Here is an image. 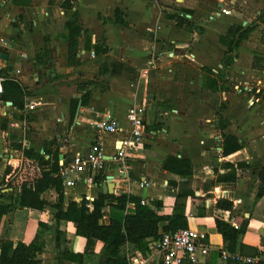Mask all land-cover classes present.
I'll return each mask as SVG.
<instances>
[{
    "label": "crops",
    "instance_id": "crops-1",
    "mask_svg": "<svg viewBox=\"0 0 264 264\" xmlns=\"http://www.w3.org/2000/svg\"><path fill=\"white\" fill-rule=\"evenodd\" d=\"M230 1L233 0H71L73 5L70 9L76 13L75 21L82 31L73 52L74 59L70 62L68 54L64 60L55 52V46L60 42L56 29L59 24L65 31L61 41L66 45L67 53L65 25L74 18L65 19L68 9L61 4L55 6L54 11L49 0H41L38 4L33 2L31 10L35 14L30 21L34 32L50 35V46L45 48L49 50V60L44 65H36L35 61V56L43 52L44 46L39 45L34 50L27 41L19 42L17 38L21 35L22 24H13L16 19L10 18V13H5L0 18V53H6L8 60L0 58V78L2 86L6 81L19 85L23 107L17 108L12 104L11 108L0 114V181L9 160L19 163L25 160L24 147L43 155L44 159L56 155L59 170L69 165L76 152H87L98 139L105 153L113 154L114 140L127 135L129 129L125 119L128 108L142 107L146 134L142 148L132 159L133 166L128 178L121 179L112 164H108L106 170L100 173L85 167L70 174L75 179L71 188L62 185L64 202H79L87 196L94 199L103 192L104 183H112V192H128L144 199L146 204L151 200H160L162 206L158 213L169 215L175 201L173 183L181 181V177L163 170L161 165L168 155L187 158L193 166L191 187L201 206L200 211L204 209L205 215H191L189 199L185 215L188 226L205 233L209 245L208 254L199 264H224L220 259L223 241L216 231L215 219L231 222L235 217L248 219L239 242L256 249L264 260V196H255L258 183L256 167L264 155L256 151L260 143H249L241 150L223 156L222 131L215 123V108L219 102L208 93L205 98H198L192 103L191 107L197 109L192 111V116L182 110L180 77L186 76L192 69L200 82L199 88L220 91L223 100H226L228 93L227 71L234 69V72L241 74V85H248L247 81L253 80L255 84L249 86L251 89L257 86L259 90L264 83V68L255 65V56L245 49L242 53L235 52L237 57L227 68L219 63L217 66L221 69L212 66L216 60L221 59L223 63L227 57V48L220 43V37L225 35L231 24H239L235 15L223 12ZM6 5L2 0L0 8ZM258 5H264V0H258ZM117 9L121 12L124 25L115 19ZM256 15L254 24L248 25L251 19L247 15L246 22L240 24L253 28L251 32L261 24L262 36L264 9H257ZM54 17L58 18V23L53 22ZM86 41L90 44L89 49L84 47ZM95 44L101 45L105 52L95 54ZM245 55L250 65L238 63V59ZM60 61L64 64H60ZM221 73L223 84L218 78ZM176 75L180 79L174 81ZM209 77L218 81L217 88L208 86ZM165 79L175 84L176 96L172 94V97L177 105L163 97L170 95L168 89L159 86ZM29 105H33V109ZM105 113L114 118L121 132L102 136L97 134L90 122ZM237 121L244 127L243 117ZM241 135L247 137L245 131H241ZM242 154L245 156L242 157ZM251 160L255 161L251 169L245 166L236 168L235 181H217L218 177L229 171L222 166L224 162L251 164ZM108 177L116 180L119 177L120 183L117 185ZM140 181L145 182L144 187H139ZM21 184L22 179L18 181L15 193ZM10 190L9 187L2 191ZM42 197L52 205L57 194L50 188L43 192ZM219 199L232 201V211L217 208ZM127 207H133V204H127ZM102 211V223L124 216V210L112 204H107ZM54 214L52 206H47L45 213L11 206L0 221V240H10L14 244L19 241L29 243L36 235L38 222L42 221L49 228L45 249L39 254L43 264H98L102 242H96L93 253L85 254V238L75 234L71 222L62 220L56 223ZM56 227L61 233L60 249L80 254V261L56 258ZM127 247L132 252L138 251L131 244H127ZM152 256L156 261L162 260L156 251ZM182 264L188 263L184 261Z\"/></svg>",
    "mask_w": 264,
    "mask_h": 264
},
{
    "label": "trees",
    "instance_id": "trees-1",
    "mask_svg": "<svg viewBox=\"0 0 264 264\" xmlns=\"http://www.w3.org/2000/svg\"><path fill=\"white\" fill-rule=\"evenodd\" d=\"M115 19L124 25V21L121 19V12L118 9L115 11ZM65 27L69 55L67 58L68 61H73V52L76 51L78 38L81 35L82 29L77 24V21H75V18L67 22ZM251 30L252 28H249V26L246 27L233 23L228 27L225 35L220 37V43L227 48V57L222 63L223 68H227L233 64L237 57L235 52L238 50L240 43L250 34ZM262 40L264 41V30ZM84 47L85 49H89L90 44L86 41ZM93 49L95 54L105 52L101 45L98 44L93 45ZM47 54H49L48 49H43V52L37 54L35 56L36 65L46 64L49 60ZM1 72L0 70V75ZM218 78L222 82L223 73ZM207 83L208 86L217 88L218 81L215 78L209 77ZM1 98L11 101L13 106L17 108L23 107L21 88L14 81H6L3 84ZM221 136V152L223 156L233 154L244 147L235 134L222 131ZM22 152L25 160L21 163L17 160H9L3 178L0 181V199L8 201L4 202L0 200V221L11 206L30 208L38 210L41 213L46 212L47 206H52L55 209L54 218L56 223L62 220L71 222L74 226L75 234L85 238V254L93 253L96 242H102L103 245L98 264H128L125 251L127 244H131L134 249L138 250L142 255L147 256L150 253L149 244L152 240L159 239L164 232H173L179 228L188 227L185 215L188 199L190 200L189 210L191 215H205L204 209L200 211L201 206L197 203V197L191 187L193 166L187 158L168 155L162 162L161 168L163 170L181 177V181L173 183L175 201L172 212L169 215H163L158 213L159 208L162 206L160 200H151L148 204H142L141 198L127 193L101 192L92 200L91 208L88 206L85 197L79 202H64L57 156L54 155L51 159H44L43 155L25 147L22 148ZM51 160L55 162L52 163ZM222 166L228 168L229 171L225 175L218 177L217 181L233 182L237 178L236 168L248 167V164L239 162L234 165L224 162ZM256 169L258 183L255 196L260 198L264 196V155L260 157ZM20 179H22V184L19 186V191L15 193V188ZM9 187L11 188L10 191H2L4 188ZM50 188L54 189L57 194L56 201L52 205H49L46 199L42 197L43 192ZM130 203L133 204V207H127V204ZM107 204H112L116 208L124 210L122 219L110 218L107 223H102V210ZM216 207L232 211L233 202L228 199H219ZM233 221L238 224L237 228L231 222L215 219V228L221 235L223 248L229 253L237 252L241 255L260 257L256 249L247 247L239 242L247 228L248 219L235 217ZM48 230V224L39 221L36 235L29 243L19 241L14 244L10 240H0V264H43L39 258V254L45 249L46 233ZM55 234L56 258L58 260L80 261V254H73L65 249H60L59 239L61 233L57 227ZM225 264L238 263L229 258ZM258 264H264L262 257H260Z\"/></svg>",
    "mask_w": 264,
    "mask_h": 264
},
{
    "label": "rangeland",
    "instance_id": "rangeland-1",
    "mask_svg": "<svg viewBox=\"0 0 264 264\" xmlns=\"http://www.w3.org/2000/svg\"><path fill=\"white\" fill-rule=\"evenodd\" d=\"M2 0H0L1 3ZM71 0H49V4L51 5L52 9L55 11L57 5L61 4L63 8H67L68 10L65 11L66 18L74 17L76 18V13H73L71 11L70 7L73 5ZM4 2L7 4L5 7L0 8V13L2 18L5 13H10V18L14 17L16 20L13 24L18 25L22 24L23 29L20 30L19 42H25L27 41L28 44H30L31 47H34L36 50L40 47H43L42 49L47 48L49 45V34L44 35H38L36 32H34L33 25L31 23V19L34 18L33 15L35 14L34 11L31 10V3L35 2L38 4V2L41 3V0H4ZM256 3V4H254ZM12 5V6H11ZM226 8L228 9L229 13L232 15H235L237 17L236 23H242L243 21L246 22V15L247 17H250V22H248V25L254 24V21H256V10L264 9V5H258V0H247L243 2V0H233L228 2L226 5ZM226 9V10H227ZM234 10V11H233ZM247 12H245V11ZM48 17V15L46 16ZM63 18V17H62ZM77 19V18H76ZM45 22V18L43 19ZM58 18L54 17V23H58ZM59 26V27H58ZM261 24H258V28H255L256 31H250V34L247 36L246 40H243L241 42V46L238 48L237 53H242L243 49L248 50L252 56H255L254 63L258 66L264 68V41L262 40L261 36ZM250 28V26H249ZM253 29V28H252ZM64 29L61 28V25L57 24L56 34L57 37H59V45L55 46V52L57 53V56L63 58L65 60V55L68 54V50L66 53V45L61 41ZM263 33V32H262ZM245 47V48H244ZM18 47L14 49L16 52ZM41 49V51H42ZM33 50V51H34ZM32 51V52H33ZM41 53V52H40ZM71 61V60H70ZM68 61V62H70ZM60 64H64V62L60 61ZM222 64L221 59L216 60L215 63L212 64L213 68L215 69H221L218 68L217 64ZM238 63L241 65H250L248 56L245 55L243 57H240L238 59ZM210 67V66H206ZM192 71V72H191ZM226 79H227V98L226 100L222 99V93L220 91L216 92L215 90L206 91L202 88H199V80L197 79L196 74H194V70H189V72L184 77H180L182 80L181 88L183 92V104H182V110L188 115L192 116V111L197 110L193 109L191 107L192 103L196 99H202L205 98L206 95L209 93L211 94L214 99L219 102L215 108V114H216V126H218L221 130L225 133H232L235 134L238 138L241 139V142L243 145L247 146L249 143L252 144H258L260 143L259 150H256L258 154L264 153V83L259 86L260 89L258 90V87H253L251 91H245L241 85V74H237L233 71H227L225 72ZM178 75H176L175 80L180 79ZM254 79V78H253ZM193 80L194 83H190ZM162 84H159L162 89L166 88L168 89V92L170 95L163 96L167 101L172 102L173 105H177L176 101L173 99V96H176V90L174 88L175 84H172V81L169 79L162 80ZM249 84L248 86L251 87L253 80L247 81ZM255 84V83H254ZM236 86V87H235ZM203 114H207L205 112H202ZM231 117L236 120L234 121L231 119ZM243 117V124L244 127L239 124L237 119H240ZM1 121V120H0ZM228 121V122H227ZM242 132H246L247 137L243 138L241 135ZM242 157L245 156V154L241 155ZM254 160H251V164H248V167L251 169L255 164ZM257 188V186L255 187ZM126 254L128 252L127 249H125ZM132 251V250H131Z\"/></svg>",
    "mask_w": 264,
    "mask_h": 264
},
{
    "label": "built area",
    "instance_id": "built-area-1",
    "mask_svg": "<svg viewBox=\"0 0 264 264\" xmlns=\"http://www.w3.org/2000/svg\"><path fill=\"white\" fill-rule=\"evenodd\" d=\"M223 12L228 14L229 11L224 9ZM2 80L0 78V95L2 93ZM245 91L252 89L248 85H244ZM12 107L11 101H4L0 98V114L6 112ZM33 109V105H29ZM125 119L128 123L127 135L122 138L115 139L113 142V154L107 155L102 142L95 140L85 153L76 152L69 165L59 170L62 178L63 187L71 188L75 184L74 177L70 174L75 173L85 167H89L93 172L100 173L106 170L108 164L116 167L119 177L127 179L130 169L132 168V159L142 148L143 138L146 134V124L143 119L142 107L128 108ZM91 126L96 130L98 135L117 134L122 131L118 123L109 114H103L90 122ZM110 179L111 182L120 183V178ZM145 182L140 181L139 187H144ZM128 193V192H126ZM129 194V193H128ZM88 206L91 208L93 197H85ZM142 204H146L141 199ZM231 224L237 228L238 224L231 221ZM150 253L147 256L142 255L139 251L132 252L126 245L128 250L126 254L128 264H182L186 261L188 264H199L201 259L205 258L209 252V245L206 240V234L191 227L179 228L173 232H164L157 240H152L149 244ZM153 251L161 255V261L153 258ZM232 258L238 264H258L259 256L241 255L239 253H229L224 248L220 251V259L225 264Z\"/></svg>",
    "mask_w": 264,
    "mask_h": 264
},
{
    "label": "water",
    "instance_id": "water-1",
    "mask_svg": "<svg viewBox=\"0 0 264 264\" xmlns=\"http://www.w3.org/2000/svg\"><path fill=\"white\" fill-rule=\"evenodd\" d=\"M0 58L3 59V60H8V55L4 52L0 53ZM102 188H103V192L104 193H107V192H112V188H113V184L112 183H104L102 185Z\"/></svg>",
    "mask_w": 264,
    "mask_h": 264
}]
</instances>
